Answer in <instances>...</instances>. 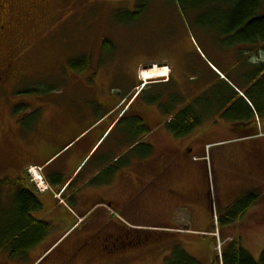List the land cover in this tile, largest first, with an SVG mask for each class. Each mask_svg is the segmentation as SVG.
Instances as JSON below:
<instances>
[{
	"label": "crops",
	"instance_id": "0c3cea01",
	"mask_svg": "<svg viewBox=\"0 0 264 264\" xmlns=\"http://www.w3.org/2000/svg\"><path fill=\"white\" fill-rule=\"evenodd\" d=\"M85 59L86 68L67 72L71 84L54 91L57 100L48 90L26 113L16 109L19 104L5 116L0 108V264H59L57 257L73 252L81 240L64 246L67 237L86 226H115L114 220L138 230L173 229L185 213L190 222V199L204 190L202 178L209 195L207 151L190 150V128L180 134L174 125L178 113L190 109L185 64L174 61L175 73L147 81L139 77L147 63L141 52H107ZM180 75L185 101L177 88L175 95L171 92ZM2 89L0 85L1 95ZM234 97L241 99L237 92ZM228 109L227 105L211 114L220 116L218 124L234 125L226 128L236 140L264 137V116L239 119L230 117ZM29 168L42 169L61 201L30 183ZM21 191L32 194L40 205L28 216L42 233L13 254L8 234L17 219ZM136 219L156 222H129Z\"/></svg>",
	"mask_w": 264,
	"mask_h": 264
},
{
	"label": "rangeland",
	"instance_id": "374dc122",
	"mask_svg": "<svg viewBox=\"0 0 264 264\" xmlns=\"http://www.w3.org/2000/svg\"><path fill=\"white\" fill-rule=\"evenodd\" d=\"M228 2L51 0L49 5L45 3L39 7L37 21L40 22L29 28V47L15 56L17 62L12 79L10 75L3 80L0 108L5 116L15 104L22 105L19 110L26 113V107L38 104L40 96L37 95L49 94V89L50 97L57 100L54 91L71 84L67 72L72 70L74 63L75 70L79 69L77 67L82 64L79 57L83 54L97 58L107 52H141L147 57V63L141 67L139 77L147 81L160 79L162 73H175L174 61L179 63L180 57L185 58L186 72L190 75V79L184 77L190 89V112L195 114L198 123L190 133V150L207 151V158L211 151L206 173L209 195L205 193V179L202 178L204 190L190 199V222L185 213L173 229L128 228V231L141 234H136L132 240L140 237L143 244L129 257L134 260L130 264H167L166 260L176 247L211 263L220 253L219 242L229 245L240 241L257 262L264 251V137L249 142L236 140V135L232 136L233 132L226 128L234 125L218 124L220 116L211 114L227 107L225 103L231 93L222 78L209 70L207 62H213L214 67L236 86L249 89L257 79V66L252 64L257 59L259 63L264 60V49L260 48L263 44L258 47L245 43L228 30L227 21L233 10ZM255 47H258L257 54L253 52ZM180 77H175L171 92L175 95L177 88L181 101H185L178 81ZM34 89V94L26 93ZM2 127L6 129L4 124ZM30 180L33 185L39 183L33 174ZM43 192L50 190L47 187ZM247 195L257 196L255 207L229 225L227 221L236 209V202ZM55 197L59 198V194ZM221 206H227L228 211ZM220 211L226 214L222 216ZM129 222L139 226L146 222L154 225L156 221L136 219ZM114 224L122 227L115 220ZM86 227L88 229L67 237L64 246L76 238L93 237L98 230ZM119 256L126 264L123 253ZM88 257L86 262L77 258V264H95L94 259ZM42 264L52 263L43 261Z\"/></svg>",
	"mask_w": 264,
	"mask_h": 264
},
{
	"label": "trees",
	"instance_id": "16d2710c",
	"mask_svg": "<svg viewBox=\"0 0 264 264\" xmlns=\"http://www.w3.org/2000/svg\"><path fill=\"white\" fill-rule=\"evenodd\" d=\"M228 1V3L233 6V10L231 11L229 19L227 21L228 30L232 33H235L237 38H239L245 43L257 44L258 47L259 44H263L260 48L264 49V0ZM36 26L37 25H30V27ZM27 38L28 35L22 33L21 31V33H16V38L13 42H11L12 40H6L7 42L3 43V47L11 45V48L13 47L14 50L12 48L13 51L11 50L12 54L10 59H7L3 62V68H8V70L4 71L0 85H2L4 79H7L11 74H13L12 71L16 67L15 62H17V57L15 56L20 53L21 49L25 50L29 47V43H27ZM159 49L161 51L163 50L162 48ZM253 52H258V49L253 50ZM79 58L80 60H82V64L80 63L79 67H77L79 69L75 70L76 64L74 63L71 65L70 63L72 70L79 71L87 67L88 61L85 59L86 56H84L83 54ZM252 65L257 66V79L250 86L249 89H242L245 91V97L248 102L242 98L239 101H233L236 92L233 88L226 85L227 91L231 93L230 99L227 100V102L225 100V102L229 106L227 113L230 117L232 116L239 119H247L253 114H258L262 117L264 116V60H262L260 63L257 60ZM12 77L13 75H11V79ZM19 78L21 79V77ZM35 90L36 89L30 90V92L28 91L26 93H35ZM37 96H41V94ZM13 106L17 107L16 105ZM21 106L22 105H19L16 109L19 110ZM31 107L35 108V106L33 105ZM195 120L196 116L194 113L190 112V109L185 108L184 110L180 111L174 119V125L176 126V128H178L177 133L181 134L185 132L188 128H190L191 133V131H193L195 126L198 124H196ZM18 197L19 203L17 219H15L13 223L12 231L10 232V234H8L11 240H13V254H16L17 251L19 253L24 251L30 243H33L34 241L38 240L42 233V230L39 228V226H37L36 222L32 221L28 216L30 212L40 210V205L38 204L34 196L26 191L19 192ZM256 201L257 196L255 195H247L244 198H240L236 203L237 205L234 213L230 214L229 216L230 220L227 221L228 224L231 225L237 220L244 217V215L247 214L249 209L252 208ZM221 223H223V219L221 220ZM59 257H61V264H63L65 261L68 260V258H71V254L65 253L59 255ZM57 259L60 263V259L58 257ZM166 262L167 264H264V251L261 254L260 260L257 262L251 256V254L244 249L240 241H235L224 248L222 260H220L218 255H216V257L212 260L211 263H205L201 261V259L198 260L195 257L187 254L181 248L179 249L178 247H176L173 254L168 257Z\"/></svg>",
	"mask_w": 264,
	"mask_h": 264
},
{
	"label": "flooded vegetation",
	"instance_id": "af4514ba",
	"mask_svg": "<svg viewBox=\"0 0 264 264\" xmlns=\"http://www.w3.org/2000/svg\"><path fill=\"white\" fill-rule=\"evenodd\" d=\"M50 2L51 0H0V82L4 71L8 70V68H3V62L10 59L14 50L11 45L3 47V43L9 40L13 42L17 32L22 31L27 34L30 25H38L40 22L37 21L39 7L45 3L49 5ZM136 234L141 235L114 225L100 229L93 237L81 239L67 261L70 264H77L78 260L86 262L89 260V255L94 259L95 264H123L119 256L123 253L122 257L126 259V264H130L134 261L129 259L131 254H134L136 248L140 247L138 245H143L140 237L139 240L138 237L132 240Z\"/></svg>",
	"mask_w": 264,
	"mask_h": 264
},
{
	"label": "bare ground",
	"instance_id": "6f19581e",
	"mask_svg": "<svg viewBox=\"0 0 264 264\" xmlns=\"http://www.w3.org/2000/svg\"><path fill=\"white\" fill-rule=\"evenodd\" d=\"M165 69V68H164ZM158 70V69H157ZM158 79V78H157Z\"/></svg>",
	"mask_w": 264,
	"mask_h": 264
}]
</instances>
